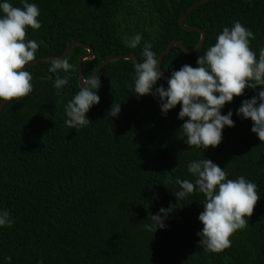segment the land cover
<instances>
[{
  "label": "trees",
  "instance_id": "1",
  "mask_svg": "<svg viewBox=\"0 0 264 264\" xmlns=\"http://www.w3.org/2000/svg\"><path fill=\"white\" fill-rule=\"evenodd\" d=\"M200 0H29L40 9L39 29L28 28L26 40L40 42L37 58L57 57L75 40L95 49L83 61L92 75L113 54H134L142 61L145 43L161 55L173 41L192 48L201 31L184 29L180 18ZM23 7L21 0H10ZM239 20L255 39L250 48L259 58L264 48V0H209L186 18L202 27L205 40L193 53L175 45L162 70L169 77L182 65L196 67L199 55L216 42L223 27ZM142 33L136 49L126 38ZM87 50L75 45L66 56L74 65L69 84L59 92L51 61L26 68L33 90L7 101L0 111V209L11 213V227H0V264H264V142L251 131L252 121L236 115L244 99L256 95L246 88L221 110L233 112L234 127L223 129L222 142L207 149L189 146L180 131V105L162 115L158 98H137L131 81L134 61L115 59L98 74L100 103L88 112L92 121L75 129L65 125V105L79 91L78 61ZM167 82L162 78L156 87ZM121 104L118 117L112 105ZM187 119V118H185ZM227 178L244 176L258 185L261 199L246 227L230 237L221 252L205 250L197 233L203 224L204 194L177 200V178L194 182L188 163L204 156ZM173 208L166 227L155 232L144 225L161 208Z\"/></svg>",
  "mask_w": 264,
  "mask_h": 264
},
{
  "label": "clouds",
  "instance_id": "2",
  "mask_svg": "<svg viewBox=\"0 0 264 264\" xmlns=\"http://www.w3.org/2000/svg\"><path fill=\"white\" fill-rule=\"evenodd\" d=\"M23 7H16L10 0H0V102L26 97L33 90V75L25 66L36 60L40 42L26 40V30L39 29L41 21L40 9L29 0H21ZM255 39L251 29L246 28L239 20L231 27H223L203 55H199L197 66L188 64L171 73L167 87L157 82L162 72L158 68L157 54L150 43L142 49L144 59L134 62V89L137 98L153 95L158 98L162 115L174 109L178 104V119L182 120L180 131L183 132L185 143L190 147L207 149L218 146L223 139V129L234 127L233 112L222 114L224 106L233 101L234 97L242 96L246 88L259 92L250 99H244L236 110V115L252 121L251 131L264 142V48L256 52L250 48ZM143 40L142 33H135L126 38L125 44L136 49ZM74 65L69 59L57 57L51 61L49 72H63L57 75L54 87L59 92L71 79ZM101 87L100 75L81 77L79 91L65 105V125L75 129L92 122L88 112L100 103L98 90ZM121 104L112 105L111 117H118ZM187 118V119H185ZM204 156V154H203ZM188 172L195 178H177L179 189L174 195L177 200L186 198L194 191L204 194L203 211L198 219L203 224L197 233L200 244L205 250L218 253L231 246L230 237L234 232L247 226L254 207L261 199L258 185L239 176L227 178V168H221L211 159H195L188 163ZM173 211L161 208L159 213L151 214V223L144 227L155 232L166 227L165 220ZM14 221L7 209H0V227H11ZM11 262V257H5Z\"/></svg>",
  "mask_w": 264,
  "mask_h": 264
},
{
  "label": "water",
  "instance_id": "3",
  "mask_svg": "<svg viewBox=\"0 0 264 264\" xmlns=\"http://www.w3.org/2000/svg\"><path fill=\"white\" fill-rule=\"evenodd\" d=\"M209 0H200L198 2H196L195 4H193L187 11L186 13L180 18V24L181 26L184 28V29H187V30H198V31H201V39L199 40L198 44L195 45L194 47L192 48H187L183 42L181 40H173L165 49L164 51L161 53V55L159 56L158 59H160V61L158 62V68H160L161 72H162V79L164 81L167 82L168 80V76L163 72L162 70V61H163V58L165 57V55L173 48V46L175 45H178L180 46L186 53H193L195 52L198 48L201 47L203 41L205 40V37H206V32L205 30L200 27V26H194V25H187L185 20L187 18V16L199 5H201L202 3L204 2H207ZM75 45H83L84 48L87 50V52L83 55H81V57L79 58V61H78V70H79V84L81 83V77L85 76V73L83 71V61L85 60H88V59H92L95 57L96 53H95V49L83 42V41H79V40H75V41H72L70 42L68 45H67V48L66 50L64 51V53L60 56H57L61 59H63L64 57H66L69 52L71 51V49L73 48V46ZM57 57H41V58H37L35 61L33 62H29L28 65L25 66V68H27L28 66L32 65V64H35L37 62H40V61H52L54 58H57ZM115 59H131L133 60L134 62L137 60V57L132 54V53H128V54H113V55H110L108 56L106 59H104L102 61V63L100 64V66L98 67V69L93 73L94 75H98L102 70L103 68L112 60H115ZM131 86L134 87V82L131 81ZM7 103V101H3V102H0V111H2L4 109V106L5 104Z\"/></svg>",
  "mask_w": 264,
  "mask_h": 264
}]
</instances>
